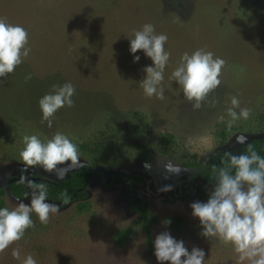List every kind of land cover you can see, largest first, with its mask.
<instances>
[{
    "label": "rangeland",
    "instance_id": "1",
    "mask_svg": "<svg viewBox=\"0 0 264 264\" xmlns=\"http://www.w3.org/2000/svg\"><path fill=\"white\" fill-rule=\"evenodd\" d=\"M0 17L24 27L31 48L0 86V181L21 175L60 180L70 170L94 165L107 175L146 172L152 185L146 190L141 179L118 183L96 171L84 200L46 201L59 214L47 225L33 214L34 227L0 254V264H23L29 254L37 264H159L154 241L162 232L183 241L189 251L203 250L205 264H237L232 247L203 237L192 216L190 205L206 203L214 187L204 186V196L197 198L194 185L184 184L183 177L216 152L239 156L251 139L264 136V0H0ZM148 23L168 37L163 100L146 97L140 85L152 61L142 51L130 52L134 32ZM198 49L226 64L220 87L193 110L171 74L184 52ZM135 56L139 61L133 62ZM65 83L76 89L74 106L59 109L48 128L41 123L38 102L53 85ZM232 96L252 115L228 128ZM57 131L78 146V166H59L66 169L62 177L26 168L22 138L46 140ZM238 137L246 143H238ZM135 141L149 145L148 161ZM0 187V208L30 204L28 186L22 198ZM144 205L149 217L157 218L149 236L139 221ZM166 217H178L179 226L168 225ZM17 247L19 260L11 255Z\"/></svg>",
    "mask_w": 264,
    "mask_h": 264
},
{
    "label": "clouds",
    "instance_id": "2",
    "mask_svg": "<svg viewBox=\"0 0 264 264\" xmlns=\"http://www.w3.org/2000/svg\"><path fill=\"white\" fill-rule=\"evenodd\" d=\"M166 34H156L150 23L137 30L130 40V52L142 51L152 61V66L144 69L145 78L140 82L144 95L165 99L164 70L170 53L165 50ZM29 36L27 30L7 22L0 17V86L6 77L29 56ZM135 56L133 62L139 61ZM226 61L214 57V53L198 49L192 54L184 52L180 62L171 74L182 89L184 98L191 102L193 110H199L210 94L220 87L223 68ZM31 74L25 81L31 80ZM76 89L71 83L62 86L53 85V90L39 100L42 112L41 123L48 128L53 126L55 114L64 107H73ZM239 109V112L236 110ZM231 128L239 120H248L252 109L241 107L237 96L231 97V107L227 109ZM237 142L246 143L245 137ZM20 158L26 168H42L45 172L62 177L66 169L78 166L80 152L78 146L65 134L57 131L50 139L41 140L37 135H25ZM227 166L217 170V182L206 203L199 201L190 205L192 216L197 218L203 228L201 235L217 238L224 245H230L237 255V264H264V158L248 144L246 152L239 156L226 154ZM179 171V169H175ZM30 189V204L17 203L16 207L0 208V254L24 237L27 229L33 228L32 215L35 214L42 225L49 223L50 217L59 214L60 209L48 201V188L44 183L27 184ZM67 203V198L64 200ZM166 223H170L167 221ZM154 255L159 264H205V253L193 247L189 251L183 241H177L168 232H162L154 241ZM14 259H20L19 248L12 253ZM23 264H37L29 254Z\"/></svg>",
    "mask_w": 264,
    "mask_h": 264
},
{
    "label": "trees",
    "instance_id": "3",
    "mask_svg": "<svg viewBox=\"0 0 264 264\" xmlns=\"http://www.w3.org/2000/svg\"><path fill=\"white\" fill-rule=\"evenodd\" d=\"M248 144H251L252 148L264 158V136L261 138L251 139L246 146L243 148L240 154L245 153ZM135 146L139 150L140 157L148 161L151 158V151L149 145L146 143H141L135 141ZM229 154L226 150H220L212 155L205 165L197 164L195 169L186 174L183 177L184 184L186 182L192 183L195 189V196L197 198H202L204 196V191L202 188L204 186L214 187L217 182V170L227 166V155ZM98 172L100 177H110L118 183H126L133 179H141L145 185V189L149 186L152 189V185L147 183L149 180V175L146 172L134 171L131 173H124L122 171L113 170L110 175L102 168L97 169L96 166H80L73 170L67 172V175L60 180H52L49 178L41 177L39 180L34 181H16L8 184L6 188L15 197L22 198L26 195L27 184L32 183H44L48 188V200L60 204H70L74 202H80L84 200L87 196V188L95 172ZM21 175V174H19ZM1 188V187H0ZM147 190V189H146ZM67 198V203L64 202ZM139 221L143 226L145 233L149 236L150 224L152 221L156 220V217H149L147 207L141 206L139 209ZM165 221H170L168 225L179 226L180 219L178 217H166ZM128 233L123 234V238H127ZM148 245H151V241L148 240Z\"/></svg>",
    "mask_w": 264,
    "mask_h": 264
},
{
    "label": "water",
    "instance_id": "4",
    "mask_svg": "<svg viewBox=\"0 0 264 264\" xmlns=\"http://www.w3.org/2000/svg\"><path fill=\"white\" fill-rule=\"evenodd\" d=\"M109 173H112V171H110ZM39 179H41V177L33 176V175L15 176V177H12V178L7 179V180L0 181V186H7L8 184H10L12 182H16V181H34V180H39ZM180 182L181 181H179V183ZM158 193H160V191H158Z\"/></svg>",
    "mask_w": 264,
    "mask_h": 264
}]
</instances>
